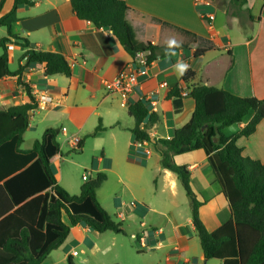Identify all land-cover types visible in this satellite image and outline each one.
Here are the masks:
<instances>
[{
  "label": "crops",
  "instance_id": "1",
  "mask_svg": "<svg viewBox=\"0 0 264 264\" xmlns=\"http://www.w3.org/2000/svg\"><path fill=\"white\" fill-rule=\"evenodd\" d=\"M122 1L133 10L130 19L138 40L151 42L159 47H168L169 41L173 39L180 44L178 53L165 58L159 56L152 62L149 79L142 87V94L158 92L159 118L148 130L153 140L170 139L174 132L185 126L193 116L195 102L189 96L182 97V109L175 113L173 100L168 98V94L176 87L189 93L190 87L207 85L226 90L237 97L264 100V0H247L243 5L239 4L240 1L230 3L231 0ZM13 5L14 0H5L1 16L8 14ZM203 13L213 15L214 21L210 22L208 18H204ZM18 17L20 19L16 24H19L23 33L18 32L15 24V34L29 40L38 50L63 55L69 65L76 63L74 68H70V78L46 77L43 64L31 67L22 75V82L28 84L32 90L39 87L54 97L58 106L52 108V111L56 112L62 108L61 113L78 120L82 117L87 119L102 115L100 108L113 104L114 101L120 105L118 99L106 89L105 82L116 78L131 63L133 57L124 50L111 31L97 30L91 22L79 20L73 12L70 0H33L32 7L19 8ZM210 24L211 29L208 27ZM14 46L13 50L8 51L10 66L14 62L13 52L16 49L21 52L19 66L24 65L25 62L21 61V58L25 49L18 44ZM197 50H204V53L195 57ZM178 61L186 63L188 69L195 74L189 83L184 82L183 75H179L174 67ZM164 82L168 83V87H161ZM25 90L16 78L2 79L0 110L28 103L29 98ZM140 94L136 93L134 100L137 101ZM83 112L87 113V117ZM252 118L253 113L241 123L225 127L224 135L230 138L236 136ZM131 129L128 148L135 150L133 157L137 167L133 166L131 169L135 174V182L143 174V168L155 158L158 164L157 186L161 187V192L180 189L181 183L176 174L161 168V157L154 143H144L142 147L136 148ZM237 145L243 148L245 156L264 162V120L259 123L254 134L240 137ZM175 161L190 171L191 190L195 199L203 203L199 207V217L209 232H215L230 220L231 210L206 153L196 150L180 154L175 156ZM192 203L193 200L190 201L191 213ZM137 204L130 210L133 209L143 217L150 212H158L146 200L141 199ZM172 204L178 207L177 203ZM158 213L165 222L160 228L154 226L152 230L145 231L148 248L153 245H156L157 250L168 248L165 259L167 264L212 263L213 260L206 261L203 249H198L200 242L198 236L193 235L196 231L192 217L187 218L186 224L182 225L174 211L170 210L167 214L160 211ZM141 226L146 228L143 223ZM81 227L83 225L72 227L71 233L74 228ZM85 231L89 232L90 229ZM96 233V236L101 238L103 233ZM158 238L161 241H158ZM83 240L82 238L81 242ZM65 243L47 256L43 264H63L65 261L68 263L69 256H72L73 262L74 257L78 255H72L76 251L75 247L67 251L62 258L55 255L64 248ZM92 249L99 251L96 242L93 243ZM217 263L222 264L220 260Z\"/></svg>",
  "mask_w": 264,
  "mask_h": 264
},
{
  "label": "trees",
  "instance_id": "2",
  "mask_svg": "<svg viewBox=\"0 0 264 264\" xmlns=\"http://www.w3.org/2000/svg\"><path fill=\"white\" fill-rule=\"evenodd\" d=\"M240 1L243 5L247 0ZM5 0L0 1V28L7 37L0 41V81L16 78L24 87L29 102L0 110V264H43L47 256L67 240L72 227L86 226L99 233L125 234L122 223H116L101 205L97 191L107 180L104 173L80 186L71 195L60 185L51 162L61 152L57 138L59 129L49 127L42 140H36L29 150L21 148L23 137L30 127L29 114L36 109L32 88L22 82V75L37 64L45 66V76L70 78L72 70L67 59L59 53L38 50L29 40L13 32L19 22V8L33 6V0H14L12 10L1 16ZM73 12L81 21H89L97 30H109L134 57L149 52L148 61L159 56L178 53L176 47L169 54L168 47L155 46L138 40L130 19L133 10L122 0H70ZM18 44L25 49L21 58L25 64L10 69L7 44ZM204 50H197L199 57ZM195 74L188 69L185 83ZM187 96L195 102V111L185 126L178 128L167 140H153L148 134L158 114H150L148 106L135 101L128 109L134 119L131 129L135 143H154L161 157V168L176 174L186 195L192 198V221L206 261L220 260L222 264H264V162L245 156L239 147L240 137H249L264 120V100L241 98L231 92L207 85L190 87ZM183 88H174L168 98L174 111L182 109ZM253 118L239 134L230 138L223 129L239 124L249 114ZM144 124V125H143ZM103 130L101 123L94 136ZM83 141L74 150H80ZM133 150V149H132ZM203 150L226 197L231 218L215 232H209L199 217L203 204L195 199L190 183V171L176 163L175 156ZM134 153V152H133ZM68 257V264H74Z\"/></svg>",
  "mask_w": 264,
  "mask_h": 264
},
{
  "label": "rangeland",
  "instance_id": "3",
  "mask_svg": "<svg viewBox=\"0 0 264 264\" xmlns=\"http://www.w3.org/2000/svg\"><path fill=\"white\" fill-rule=\"evenodd\" d=\"M19 15L23 19L22 14ZM14 27H17L20 34L23 33L20 31L19 24ZM7 35V30L0 28V41ZM1 53L0 49V55ZM20 54L19 49L13 52L14 62L10 66L11 70L19 66ZM61 109L56 112L51 109L41 110L34 114L30 127L23 137L21 148L31 149L36 140H42L47 128L59 129L57 140L60 143L61 152L58 157L52 159L51 165L60 185L69 194L77 195L80 186L84 183L94 181L98 173L106 174L107 180L98 189L97 197L113 221L123 224L125 234L107 231L98 238L96 232L91 230L86 232V226L80 229L74 228L64 248L55 255L62 258L67 251L75 247L78 252L73 259L75 264H167L165 259L166 253L169 252L168 248L157 250L156 245L144 248L140 241L143 239L146 242L145 231L152 230L154 226L160 228L164 225L165 221L158 213L159 211L167 214L172 210L180 224H186V219L191 217V211L190 199L186 197L183 187L180 185V189L174 192H161V187L157 186L158 164L155 158L149 161L146 168H143V174L135 182V174L131 171L133 166L137 167L133 157L135 150L128 148L129 129L135 126V122L129 116L128 109L120 107L116 101L101 107L102 115L87 117V113L83 112L87 119L82 117L74 120L61 113ZM99 122L103 130L94 136ZM63 127L68 131L66 136L62 131ZM74 135L83 141V147L80 150H74L76 147H72L67 142V139ZM84 175L87 176L88 181L83 179ZM141 199L150 202L158 212H150L143 217L132 209L130 211L132 213H129L124 221L117 218L120 205L132 202L137 204ZM174 202L178 204L177 208L172 204ZM142 223L146 226L145 229L141 226ZM193 235L198 236L197 232ZM82 238L84 240L81 242ZM158 241H161L160 238ZM95 242L98 244L99 251L92 249ZM107 247L110 249L108 250ZM198 249L202 251L200 244ZM83 259L87 261L84 262ZM211 262L210 264H218V260ZM63 264L68 263L65 261Z\"/></svg>",
  "mask_w": 264,
  "mask_h": 264
},
{
  "label": "built area",
  "instance_id": "4",
  "mask_svg": "<svg viewBox=\"0 0 264 264\" xmlns=\"http://www.w3.org/2000/svg\"><path fill=\"white\" fill-rule=\"evenodd\" d=\"M201 0H196L199 2ZM204 18H208L210 22L214 21L215 17L210 15L209 13H203ZM212 24L208 25L209 29L212 28ZM14 43L7 44L8 51L14 49ZM149 52H140L136 53V55L132 58L131 63L123 69L116 78L106 81L105 87L110 92L111 95L115 96L122 108L129 109L131 105L136 101L134 100V95L137 93H141L137 101H142L146 103L149 109L150 114L157 113L159 111V99H158V92L150 91L147 94H142V87L146 81L149 79V70L152 65V62L149 63L148 61ZM70 68H74L76 63H70ZM161 87H168V83L164 82L161 84ZM189 93L187 91L182 92V96L186 97ZM32 96L34 98V103L36 105V109L32 110L29 114V120L33 118L34 114L39 111H46L57 107V103L54 97L47 91H43L39 87H34L32 90ZM136 101V102H137ZM144 125V124H143ZM63 133L65 136L67 135L68 131L65 127L62 128ZM68 144L72 147H77L81 139L76 135L69 137L67 139ZM136 148L142 147L144 143H135ZM85 181H88L86 175L83 176ZM136 203H130L126 205H122L120 211L117 213V218L121 221H124L126 216L131 211V207H135ZM141 246L144 248H148L147 243L145 240L140 241ZM78 254L77 251H74L72 255L76 256Z\"/></svg>",
  "mask_w": 264,
  "mask_h": 264
},
{
  "label": "clouds",
  "instance_id": "5",
  "mask_svg": "<svg viewBox=\"0 0 264 264\" xmlns=\"http://www.w3.org/2000/svg\"><path fill=\"white\" fill-rule=\"evenodd\" d=\"M180 44L178 41H176L175 39L170 40L168 43V50H169V54H174L173 51H171L172 49L179 47ZM174 67L176 68V70L178 71L179 75H184L186 73V71L188 70V65L184 62H177L176 65H174Z\"/></svg>",
  "mask_w": 264,
  "mask_h": 264
},
{
  "label": "water",
  "instance_id": "6",
  "mask_svg": "<svg viewBox=\"0 0 264 264\" xmlns=\"http://www.w3.org/2000/svg\"><path fill=\"white\" fill-rule=\"evenodd\" d=\"M190 199V201L192 200V198H189Z\"/></svg>",
  "mask_w": 264,
  "mask_h": 264
}]
</instances>
